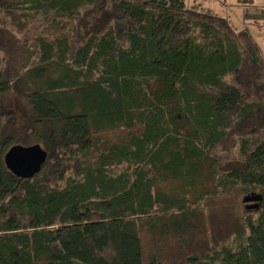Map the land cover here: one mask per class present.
<instances>
[{
	"label": "trees",
	"instance_id": "trees-1",
	"mask_svg": "<svg viewBox=\"0 0 264 264\" xmlns=\"http://www.w3.org/2000/svg\"><path fill=\"white\" fill-rule=\"evenodd\" d=\"M41 24L39 35L25 28ZM0 264H264V63L184 0H0ZM46 153L21 180L6 150ZM258 208L227 214L230 189Z\"/></svg>",
	"mask_w": 264,
	"mask_h": 264
},
{
	"label": "rangeland",
	"instance_id": "rangeland-1",
	"mask_svg": "<svg viewBox=\"0 0 264 264\" xmlns=\"http://www.w3.org/2000/svg\"><path fill=\"white\" fill-rule=\"evenodd\" d=\"M184 3L186 6L194 5L211 10L226 19L235 31H246L260 49L264 63V0H184ZM26 29H28L27 37H33L39 35L41 24L34 23ZM0 101L5 110L14 113L18 130L23 131L30 120L29 108L23 96L18 92L6 94L0 98ZM32 143L31 140L26 139L17 144L30 146ZM243 197L246 196L236 188L230 189L219 201L228 215L238 216L252 211L244 209Z\"/></svg>",
	"mask_w": 264,
	"mask_h": 264
},
{
	"label": "water",
	"instance_id": "water-1",
	"mask_svg": "<svg viewBox=\"0 0 264 264\" xmlns=\"http://www.w3.org/2000/svg\"><path fill=\"white\" fill-rule=\"evenodd\" d=\"M46 158L45 151L38 145L10 146L3 155L5 169L14 177L26 180L37 174ZM260 202L259 195H247L242 203L245 210H253Z\"/></svg>",
	"mask_w": 264,
	"mask_h": 264
},
{
	"label": "flooded vegetation",
	"instance_id": "flooded-vegetation-1",
	"mask_svg": "<svg viewBox=\"0 0 264 264\" xmlns=\"http://www.w3.org/2000/svg\"><path fill=\"white\" fill-rule=\"evenodd\" d=\"M257 208H258V204H257L256 208H254V209H257Z\"/></svg>",
	"mask_w": 264,
	"mask_h": 264
},
{
	"label": "crops",
	"instance_id": "crops-1",
	"mask_svg": "<svg viewBox=\"0 0 264 264\" xmlns=\"http://www.w3.org/2000/svg\"><path fill=\"white\" fill-rule=\"evenodd\" d=\"M262 1V0H261ZM261 3H263V2H261Z\"/></svg>",
	"mask_w": 264,
	"mask_h": 264
}]
</instances>
